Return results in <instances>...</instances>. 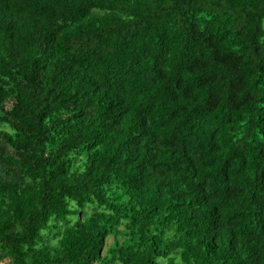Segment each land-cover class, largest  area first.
I'll return each instance as SVG.
<instances>
[{
    "label": "trees",
    "instance_id": "trees-1",
    "mask_svg": "<svg viewBox=\"0 0 264 264\" xmlns=\"http://www.w3.org/2000/svg\"><path fill=\"white\" fill-rule=\"evenodd\" d=\"M264 264V0H0V262Z\"/></svg>",
    "mask_w": 264,
    "mask_h": 264
},
{
    "label": "rangeland",
    "instance_id": "rangeland-1",
    "mask_svg": "<svg viewBox=\"0 0 264 264\" xmlns=\"http://www.w3.org/2000/svg\"><path fill=\"white\" fill-rule=\"evenodd\" d=\"M0 264H6V261L0 262Z\"/></svg>",
    "mask_w": 264,
    "mask_h": 264
}]
</instances>
